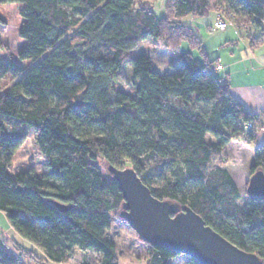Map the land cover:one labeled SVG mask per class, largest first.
<instances>
[{
    "label": "trees",
    "instance_id": "obj_1",
    "mask_svg": "<svg viewBox=\"0 0 264 264\" xmlns=\"http://www.w3.org/2000/svg\"><path fill=\"white\" fill-rule=\"evenodd\" d=\"M153 1L0 0V24L12 22L23 41L7 49L0 40V78L11 77L0 91V212L34 246L13 241L15 253L0 239V264H118L106 234L123 198L109 166L133 168L154 197L189 207L264 264V195L246 191L239 205L223 160L209 167L230 141L254 144L258 117L215 75L186 23L215 12L238 30L260 27L264 0H169L160 18ZM148 38L179 67L161 73L149 54L131 57ZM183 42L204 60L181 51ZM125 62L128 88L115 78ZM12 119L34 131L46 171H8L24 142L8 129ZM256 170L264 174V143L254 147L249 176ZM145 244L147 264L178 256L200 264Z\"/></svg>",
    "mask_w": 264,
    "mask_h": 264
},
{
    "label": "rangeland",
    "instance_id": "obj_2",
    "mask_svg": "<svg viewBox=\"0 0 264 264\" xmlns=\"http://www.w3.org/2000/svg\"><path fill=\"white\" fill-rule=\"evenodd\" d=\"M169 0H154L152 2V11L158 18L164 16L165 7ZM11 9L15 11L16 5H12ZM218 18V16H217ZM213 14L205 16L190 17L186 20V23L192 27V30L201 40L202 45L210 47L216 44L224 36V31L233 33L234 28L232 25H228L226 30L215 29L212 24ZM211 27V28H210ZM240 35H246L245 31L239 32ZM0 40L7 49L18 48L23 44L21 39L17 38L16 28L9 22L7 25L0 24ZM181 51L190 50L187 42H183L180 46ZM208 49V50H209ZM196 54L198 50H190ZM140 53H147L151 56L152 65L161 73H169L173 69L179 67V63L175 62L172 52L163 45L151 41L149 38L140 42L138 48L131 52V57H135ZM209 58L211 59L210 55ZM175 66V68H172ZM130 73L129 64L127 62L121 67L120 71L116 74V81L124 88H128V76ZM11 83V77L6 75L0 78V91ZM6 125L9 130H14L24 135V142L15 151L11 163L8 167L10 173H16L32 168L37 173L46 171V157L40 152L36 141L35 133L27 126L20 124L17 120H6ZM248 129V128H247ZM239 143H233L228 145L222 151V157L213 158L209 167L221 164L226 170H229L240 192V199L237 201L239 205H243L246 198V187L249 179V153L245 148V142L238 141ZM262 135L260 134L256 138L255 145H259L262 142ZM245 143V144H244ZM250 145V144H248ZM152 160H150L151 162ZM104 174V168H101ZM106 236L110 238L116 245V255L118 257V264H147L148 262V246L142 242L137 234L130 228V226L119 217H112L110 229ZM0 239L4 241L10 250L17 252L14 247V242L18 245L30 249L34 246L23 240L19 235L9 227L5 217L0 212ZM89 254V253H88ZM87 256H85V260ZM185 256H178L175 259H171L173 264H185ZM27 264H32L27 262ZM48 264H63L50 261ZM68 264H80L79 258L71 259Z\"/></svg>",
    "mask_w": 264,
    "mask_h": 264
},
{
    "label": "water",
    "instance_id": "obj_3",
    "mask_svg": "<svg viewBox=\"0 0 264 264\" xmlns=\"http://www.w3.org/2000/svg\"><path fill=\"white\" fill-rule=\"evenodd\" d=\"M108 170L123 198L119 217L141 241L184 254L200 264H262L255 253L229 242L189 207L154 197L133 168L109 166ZM246 191L264 195L262 171L249 176Z\"/></svg>",
    "mask_w": 264,
    "mask_h": 264
},
{
    "label": "crops",
    "instance_id": "obj_4",
    "mask_svg": "<svg viewBox=\"0 0 264 264\" xmlns=\"http://www.w3.org/2000/svg\"><path fill=\"white\" fill-rule=\"evenodd\" d=\"M212 14L213 24L218 14L215 12H212ZM232 27L234 28L233 33L224 29L226 30H223L224 36H222L220 41L212 45L210 49L202 45L203 54L205 55V60L211 62L212 67L217 63L220 64L221 67L219 69L213 70L215 75L219 80L227 82L230 94L248 112L258 117V126L256 125L255 127V134L256 138L261 134L262 142H264V19L260 27L249 26L244 30ZM241 31H245L246 35H240L239 32ZM192 54L200 61L204 57L198 51L196 54L194 52ZM255 142L252 145L244 143L249 153V165L252 163ZM233 143L240 144V142L232 140L225 147ZM227 171L233 179L231 172ZM233 181L235 182L234 179Z\"/></svg>",
    "mask_w": 264,
    "mask_h": 264
},
{
    "label": "built area",
    "instance_id": "obj_5",
    "mask_svg": "<svg viewBox=\"0 0 264 264\" xmlns=\"http://www.w3.org/2000/svg\"><path fill=\"white\" fill-rule=\"evenodd\" d=\"M228 25H231V23L221 19L220 17H218L213 23V27L215 29H219V30L226 29L228 27ZM220 67H221L220 64L217 63L214 67H212V70L219 69Z\"/></svg>",
    "mask_w": 264,
    "mask_h": 264
}]
</instances>
